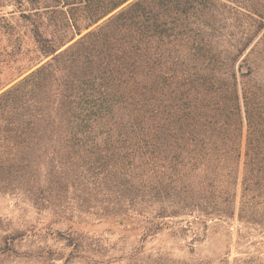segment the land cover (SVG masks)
Instances as JSON below:
<instances>
[{
    "label": "trees",
    "instance_id": "trees-1",
    "mask_svg": "<svg viewBox=\"0 0 264 264\" xmlns=\"http://www.w3.org/2000/svg\"><path fill=\"white\" fill-rule=\"evenodd\" d=\"M15 1L39 56L0 84V193L67 223L42 235L70 252L24 250L17 231L0 258L190 264L145 258L146 244L211 228L228 242L232 221L236 244L264 235V0ZM94 217L138 236L132 252L117 259L74 228ZM199 264H264V252Z\"/></svg>",
    "mask_w": 264,
    "mask_h": 264
},
{
    "label": "rangeland",
    "instance_id": "rangeland-1",
    "mask_svg": "<svg viewBox=\"0 0 264 264\" xmlns=\"http://www.w3.org/2000/svg\"><path fill=\"white\" fill-rule=\"evenodd\" d=\"M60 1L34 0L29 7L33 9L52 6L59 9L60 7L58 8L57 5L60 6ZM70 2L78 3L80 0H70ZM44 11L45 9H40L39 15L47 25L52 14ZM31 31V25L28 20L22 18L19 9H17L16 1L0 0V84L9 81L19 70L27 67L29 62L36 60L39 56ZM50 218L48 213L38 211L25 196L0 193V239L9 232H26L28 236H31L23 241L24 250L52 249L64 253L65 258H67L69 249H63V245L53 238L48 237L45 243L43 237L46 235L44 234L46 233L45 227L49 225H52L53 230L62 232L67 231L70 226L67 223L53 224ZM189 220L187 216L174 218L173 221L177 223L176 231L178 228L186 226ZM231 224L233 237L228 242L225 232L217 228L207 230L205 239L201 237L202 234H199L195 242L193 239L196 238V235L190 232L181 237H174L169 232H164L147 242L144 257L147 258L152 255L156 258L158 254H167L174 259L183 260L190 264H199L207 261L219 263L225 258L228 251H230V262L245 258L249 254L255 255L264 252V235L260 234L258 229H250L251 242H254V245L241 246V244H236V241L238 240L237 229L241 228L242 225L237 221H232ZM74 228H78V230L95 238H100V245H103L109 254L114 255L117 259L123 254L129 255L139 239L138 236L123 231L122 228L109 226L104 222L100 223L96 217L86 219L80 225H75ZM259 242H262L263 245H260ZM121 250L124 251L121 252ZM63 263L61 260L56 261V264ZM0 264L26 263L17 259L13 261L0 258ZM27 264L36 263L32 261ZM113 264H128V262L122 259L116 260Z\"/></svg>",
    "mask_w": 264,
    "mask_h": 264
}]
</instances>
